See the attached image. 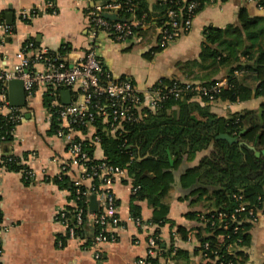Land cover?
<instances>
[{
	"label": "trees",
	"instance_id": "16d2710c",
	"mask_svg": "<svg viewBox=\"0 0 264 264\" xmlns=\"http://www.w3.org/2000/svg\"><path fill=\"white\" fill-rule=\"evenodd\" d=\"M132 2L134 7L128 10L124 5L118 18L123 21L132 18L141 21L142 24L133 30V35L145 26L157 22L170 5L169 0ZM255 5L263 11L256 9ZM255 5L257 11L264 13V0H256ZM0 17L3 19V16ZM162 49L156 45L150 49V53L160 52ZM53 55L51 53V57ZM177 69L182 79H162L154 87H159L167 94L174 83L197 82L210 88L224 78L226 85L213 94L217 102L238 104L259 100V105L256 109H244L222 117L211 112V104L205 97L197 102L193 98L194 93H183L179 98L168 95L155 111H147L144 118L134 124L121 123L111 129L109 116L108 123L97 118L93 123L95 136L99 139L104 161L124 169L132 180L136 190L131 193V217H140V207L134 202L145 201L151 209L149 223L155 226L152 236L161 249V257L153 259V264H160L162 258L172 260L173 264H189V254L175 250L173 244L174 237L181 241L187 240L186 227H176L168 248L162 246L159 238V229L170 223L168 213L174 191L180 192V201H188L196 209L186 217L202 225V234L195 236V253L209 261L200 264H228V260L237 264L234 250L248 243L249 230L253 224L250 218L241 214L238 217L239 221L241 219L238 231L234 234L231 225L229 230H224L222 223L215 222L211 228L209 224L202 223L199 216L207 217L208 213L217 211L232 212L238 204L234 199L235 195H241L246 206H258L257 198L264 195V18L251 15L244 6L239 7L234 23L223 28L205 27L197 59L178 64ZM235 72L242 75V78H238ZM245 74H248L252 84L246 83L248 77ZM53 99L47 94L43 97L44 106L52 116L49 135L55 134L59 128L54 108H51ZM11 128L9 122L0 117L2 158H10L8 171L21 172L22 181L29 184L31 178L25 179L24 176L30 170L8 153L6 147L12 140L9 133ZM220 134L237 138L243 145L216 140ZM86 148L90 157L87 165L97 164L98 161L92 158V146L87 142ZM256 152L259 153L258 156L255 155ZM168 155L175 159L172 165ZM194 161L196 162L191 164ZM66 176L67 174L62 173L60 177L47 181L68 189L69 198L74 204L65 209V216L73 223L76 209L85 211L86 207L89 208L92 196L76 199L75 187L73 183L68 185ZM92 183L95 186L99 184L96 178ZM83 190L85 189L81 187V191ZM95 211L98 212V209ZM218 235L224 236L221 243L216 240ZM237 239H241V242L236 243ZM232 244L235 245L231 246ZM230 251L233 255L229 254Z\"/></svg>",
	"mask_w": 264,
	"mask_h": 264
},
{
	"label": "crops",
	"instance_id": "0c3cea01",
	"mask_svg": "<svg viewBox=\"0 0 264 264\" xmlns=\"http://www.w3.org/2000/svg\"><path fill=\"white\" fill-rule=\"evenodd\" d=\"M89 4L88 0H0V16H3L4 22L5 15L9 12L12 14V24L9 25L11 33L0 42L2 65L13 63L15 54L27 42H32L33 49L57 54L67 67L74 66L92 48L104 70L114 78L128 79L137 90L145 91L162 79H182L177 65L197 59L205 27L223 28L234 23L241 6L251 15L264 18V13L245 0L207 5L197 12L187 33L160 52L150 53V49L158 43L153 24L145 26L126 41L116 42L102 31H92L87 22ZM66 90L72 91L61 89L59 99ZM44 95L40 90L32 96L25 94V105L18 108L22 118L14 127L12 140L6 145L8 153L31 171L32 181L24 183L21 172L15 171L6 172L0 179V226L3 228L0 264H137V260L146 254V240L155 227L138 228L132 221L130 206L133 184L127 174L120 176L111 186L120 225L114 229L116 241L101 246L99 260L79 242L68 239L65 228L56 220L58 211L73 204L68 189L47 181L58 177L60 163L68 156L62 140L54 134H48L51 118L43 103ZM254 104L258 106L259 100L238 104L216 102L211 105V112L227 117L239 113L238 107L245 106L242 110L253 109L249 107ZM234 107L238 108L237 112H233ZM5 114L6 110H0V115ZM75 135L87 140L92 146L94 160L104 159L99 144L91 140L95 135L94 127L89 126ZM2 147L0 144V158L3 156ZM74 172L71 169L66 176L69 186L75 178ZM90 184L84 181L83 186L88 187ZM179 196L178 191L172 194L168 213L170 223L159 229L160 241L162 246L168 248L176 227L184 226L188 229L187 240L181 241L174 237V249L187 252L189 264L205 263L195 253V236L202 234V225L186 217L196 209L188 201H180ZM97 199L91 197L90 210L100 207ZM134 204L140 207L141 220L149 222L151 209L146 202ZM93 233L94 229L89 223L81 227V237L90 238ZM234 253L237 264H264V215L252 224L248 243L237 247ZM169 263L173 264V261L169 260Z\"/></svg>",
	"mask_w": 264,
	"mask_h": 264
},
{
	"label": "built area",
	"instance_id": "2783aa9c",
	"mask_svg": "<svg viewBox=\"0 0 264 264\" xmlns=\"http://www.w3.org/2000/svg\"><path fill=\"white\" fill-rule=\"evenodd\" d=\"M227 1L232 0H169L170 5L165 9L162 17L153 23L157 32V45L166 48L181 35L187 33L191 28L193 18L204 6ZM245 1L253 5L256 4V0ZM88 2L91 4V8H87V22L92 31H102L116 42H123L131 38L133 30L142 24L141 21L134 18L128 21H113L102 16L103 14L116 13L118 18L119 11L124 8V5L128 7V10L134 7L132 0H88ZM256 9L263 11L261 7L256 6ZM10 33L9 25L5 24L0 17V42ZM234 74L237 76L238 72ZM11 80L21 81L27 96H32L40 90L54 98L51 108H54L56 121L59 124L54 135L62 140L68 156V159L60 163L58 177L62 173L69 174L71 169H74L75 178L72 183L75 187L76 199L81 196H94L101 204L98 212L90 210L88 207L85 211L77 208L74 212L73 223L66 218L65 209L57 212L56 220L65 228L66 237L76 240L80 246L90 250L96 260L101 258L103 244L116 241L114 229L119 227L120 220L111 186L120 176L127 173L124 169L109 165L104 159L98 161L97 164L88 166L90 157L86 148L87 140L75 135L81 132L79 128L93 127L97 118L107 122L108 116L111 129L121 123H137L144 118L147 111H155L168 95L179 98L183 93H194V99L200 102L202 97H205L212 105L217 102L213 98V94L226 85V81H220L207 88L197 82H183L181 84L174 83L168 89L167 94L154 85L145 91H139L128 79L114 78L104 70L92 48H89L74 66L67 67L57 54L51 57V53L33 49L32 42H27L15 54L13 63L4 66L0 60V110H6V114L0 115V117L6 119L12 126L9 130L10 135L13 134L14 127L19 124L22 118L19 109L9 105L7 83ZM64 88L72 90L69 91L70 102L67 105L61 104L59 99V92ZM49 118L52 119L50 112ZM2 139L3 137L0 136V141ZM32 140H35V137H32ZM91 140L93 143L99 142L95 135ZM9 162H11L10 158H0V179L8 172L7 164ZM24 177L25 179L32 178L31 171L26 172ZM94 178L98 180V186L92 183ZM84 181H89L91 184L84 187ZM81 187L85 190L81 191ZM135 190L132 187L131 193H134ZM234 199L238 204L232 212H211L207 217L200 215V221L206 225L209 224L211 228L215 222H220L224 230H229L231 225V230L235 234L238 231L241 221L238 217L241 214L247 215L253 224L257 223L264 215V195L257 198L260 207L246 206L242 202L241 195H235ZM71 202L74 204L73 201ZM86 203L87 201H85ZM131 219L138 228L155 227L149 222H143L140 217H131ZM87 223L94 229L90 238L81 237V227ZM2 229L0 226V237ZM152 234L146 240V254L137 260V264H153L151 262L153 259L161 257V249ZM216 240L221 243L224 236L218 235ZM239 242L241 239L236 240V243ZM233 245L235 244L231 246ZM229 254L233 255L231 251ZM167 260L160 259V264H170L169 259ZM207 261L209 260L206 259L205 262ZM228 264H233L232 260H228Z\"/></svg>",
	"mask_w": 264,
	"mask_h": 264
},
{
	"label": "water",
	"instance_id": "95a60500",
	"mask_svg": "<svg viewBox=\"0 0 264 264\" xmlns=\"http://www.w3.org/2000/svg\"><path fill=\"white\" fill-rule=\"evenodd\" d=\"M105 19L107 20H113V21H123L119 20L117 18V14H103L102 15ZM5 24L11 25L12 24V14L9 12L8 14L5 15ZM8 86V101L9 105L11 107L15 108H22L25 105V92L23 90V85L22 82L19 80H11L7 83ZM60 101L61 104L67 105L70 102V92L68 90L62 92L60 95ZM216 140H221L225 141L228 144H238L239 146L243 145L242 142H238L237 138L231 137L227 134H220L216 137ZM250 150H254L253 147H249ZM264 153V151L262 152ZM256 156L259 155L258 152L255 153ZM169 163L170 165L173 164L174 158L171 159V157L168 155Z\"/></svg>",
	"mask_w": 264,
	"mask_h": 264
},
{
	"label": "rangeland",
	"instance_id": "374dc122",
	"mask_svg": "<svg viewBox=\"0 0 264 264\" xmlns=\"http://www.w3.org/2000/svg\"><path fill=\"white\" fill-rule=\"evenodd\" d=\"M245 75H246V77H248L247 80H246V83H247V84H252V82H251L252 80L250 79V77L248 76V74H245ZM221 76H222V75H221ZM221 76H219V78H220ZM237 76H238V78H242V75H240V74H238ZM256 106H257V105L254 104V105L250 106L249 108L252 107L253 109H256ZM244 107H245V106H244ZM244 107H238V108L240 109V111H242V108H244ZM257 107H258V106H257ZM238 108H235V107L232 108L233 112L236 111V110H238ZM245 108H246V107H245ZM229 110H230V109H229ZM243 110H244V109H243ZM240 111H238V112H240ZM222 112H224V110H222ZM236 112H237V111H236Z\"/></svg>",
	"mask_w": 264,
	"mask_h": 264
}]
</instances>
